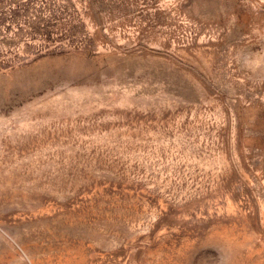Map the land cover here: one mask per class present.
<instances>
[{
    "label": "rangeland",
    "instance_id": "rangeland-1",
    "mask_svg": "<svg viewBox=\"0 0 264 264\" xmlns=\"http://www.w3.org/2000/svg\"><path fill=\"white\" fill-rule=\"evenodd\" d=\"M0 264H264V0H0Z\"/></svg>",
    "mask_w": 264,
    "mask_h": 264
}]
</instances>
